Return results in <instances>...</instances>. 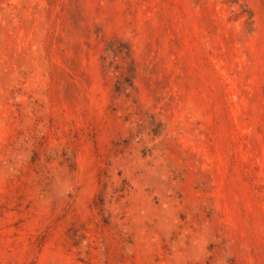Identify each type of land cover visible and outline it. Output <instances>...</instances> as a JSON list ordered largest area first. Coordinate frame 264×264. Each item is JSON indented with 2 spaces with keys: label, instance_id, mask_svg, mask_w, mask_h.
I'll list each match as a JSON object with an SVG mask.
<instances>
[{
  "label": "rangeland",
  "instance_id": "obj_1",
  "mask_svg": "<svg viewBox=\"0 0 264 264\" xmlns=\"http://www.w3.org/2000/svg\"><path fill=\"white\" fill-rule=\"evenodd\" d=\"M0 264H264V0H0Z\"/></svg>",
  "mask_w": 264,
  "mask_h": 264
}]
</instances>
